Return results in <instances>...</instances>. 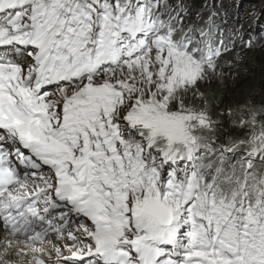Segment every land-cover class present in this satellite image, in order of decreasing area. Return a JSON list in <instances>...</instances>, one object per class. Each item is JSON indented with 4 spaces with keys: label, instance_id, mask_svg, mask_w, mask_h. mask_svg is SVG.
<instances>
[{
    "label": "snow or ice",
    "instance_id": "snow-or-ice-1",
    "mask_svg": "<svg viewBox=\"0 0 264 264\" xmlns=\"http://www.w3.org/2000/svg\"><path fill=\"white\" fill-rule=\"evenodd\" d=\"M218 15L0 0V264H264V42Z\"/></svg>",
    "mask_w": 264,
    "mask_h": 264
},
{
    "label": "trees",
    "instance_id": "trees-1",
    "mask_svg": "<svg viewBox=\"0 0 264 264\" xmlns=\"http://www.w3.org/2000/svg\"><path fill=\"white\" fill-rule=\"evenodd\" d=\"M201 2L202 0H194V6L198 7ZM215 2L217 11L220 13V15H218L216 18L218 23L223 18V14L225 12L228 13L230 23L233 15L238 13L239 19L236 21V23L242 24L244 29H247L246 36H255L257 37L258 41L261 42V40L264 38L261 36L262 32H264V0H215ZM255 4H261V6L263 7L257 13L251 11V9L253 8L251 5ZM237 5H239L238 8L236 7ZM253 13L255 15H253ZM246 16H251L248 22L244 21ZM249 25H251V27H249ZM248 54L256 55V57L261 56L264 58V47L255 48L249 51ZM260 73L261 72L255 73L256 77H253L252 79L246 78V80H244L243 83L239 86L237 91L243 93L245 89L257 87L261 81V77L259 75Z\"/></svg>",
    "mask_w": 264,
    "mask_h": 264
},
{
    "label": "rangeland",
    "instance_id": "rangeland-1",
    "mask_svg": "<svg viewBox=\"0 0 264 264\" xmlns=\"http://www.w3.org/2000/svg\"><path fill=\"white\" fill-rule=\"evenodd\" d=\"M253 8L251 9L252 12H259L260 9H262L263 7L261 6V4H255V5H251ZM245 13V12H244ZM249 18H251V16H246L244 21L248 22ZM262 37H264V32H262ZM261 42H264V38L261 40ZM261 48V47H258ZM258 56V55H257ZM261 56L256 57V55H250L247 53V62L242 66V71L240 74V77L238 79V81L236 82V91L238 90L239 86L243 83L244 80H246V78H253L256 77L255 73L257 72H261L259 75L261 77V81L259 83V85L257 87H260L261 85H264V58ZM260 62V63H259ZM229 83L231 84V81H229Z\"/></svg>",
    "mask_w": 264,
    "mask_h": 264
}]
</instances>
